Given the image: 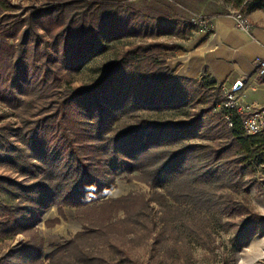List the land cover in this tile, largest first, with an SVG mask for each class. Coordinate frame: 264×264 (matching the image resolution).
<instances>
[{
	"label": "trees",
	"instance_id": "trees-1",
	"mask_svg": "<svg viewBox=\"0 0 264 264\" xmlns=\"http://www.w3.org/2000/svg\"><path fill=\"white\" fill-rule=\"evenodd\" d=\"M246 5L249 11L264 10V0ZM70 6L74 5L39 10L20 21L22 14L12 15L19 7L0 0V102L18 112L22 122L21 126L0 128V166L29 177L25 184L0 176V232L4 239L20 233L22 221H26L23 215H32L33 210L50 202L75 208L88 221L98 211L116 206L127 214L129 209L123 203L129 198L105 199L113 181L102 162L113 167L123 163L130 173L148 177L152 186L164 190L163 194L157 193V202L164 208L167 204L163 202L170 197L179 208L213 209L207 190L212 177L223 168L216 158L221 152L186 144L195 134L186 122L140 119L115 131L118 118L132 109L181 106L177 101L183 98V91L171 80L174 76L167 67L170 55L159 52L165 50L164 46L138 44L111 63L100 81L62 91L67 84L66 74L77 71L96 50L118 39V32L140 35L145 30L143 25L141 31H136L141 21L133 12L120 17L109 9L113 6L97 3L82 5L83 13L68 16L66 8ZM47 18L59 31L52 34L44 23ZM135 19L136 25H131ZM160 23L159 35L163 26ZM36 25L49 34L50 41ZM147 32L142 36L146 37ZM202 81L207 89L217 87L208 77ZM48 99L50 104L40 110L36 104ZM228 135L242 153L249 151L247 140L251 138L244 135L238 119H234ZM201 150L205 151L202 157L197 155ZM91 235L94 233L88 230L57 247L49 256L51 264H68L73 258L77 264L93 262L89 251L82 248L84 239ZM23 246L16 247L20 250L18 260L24 256L30 259L40 249L26 243L21 250Z\"/></svg>",
	"mask_w": 264,
	"mask_h": 264
},
{
	"label": "rangeland",
	"instance_id": "rangeland-1",
	"mask_svg": "<svg viewBox=\"0 0 264 264\" xmlns=\"http://www.w3.org/2000/svg\"><path fill=\"white\" fill-rule=\"evenodd\" d=\"M251 1L9 0L19 7L12 15L22 14L20 21H26L39 10L48 11L63 5H74L66 8L69 11L66 15H80L85 10H80L82 5L99 3L113 6L109 9L118 12L120 17L133 12L141 21L136 31H141L144 25L145 30L140 35L118 32V39L96 50L77 71L66 74L64 81L67 84L63 85L62 91L91 86L100 81L111 63L138 44L162 45L165 50L163 48L159 52L171 57L198 32L199 18L237 13L248 16L250 11L246 4ZM137 20L131 25H136ZM44 23L52 29V34L60 29L53 26L49 18ZM159 23L163 24L161 35L157 34L160 33ZM35 28L45 40L50 41L49 34L39 25ZM145 31L148 34L143 37ZM173 47L175 50L170 51ZM173 76L171 80L183 91V98L177 101L180 107L163 110L128 108L127 116L119 117L115 123V131L134 125L140 119L186 122L195 133L186 144L221 152L220 156L216 154V158L223 168H219V173L212 177L207 190L214 202L213 209L191 211L179 208L170 197L165 202L161 199L167 204L164 208L157 202L160 198L157 193L163 194L164 190L152 186L148 177L130 173L123 163L120 167H113L102 162V168L112 173L109 179L113 181L105 199L129 198L123 203L129 209L128 213L118 211L116 206L98 211L88 221L75 208L60 207L55 202L46 203L37 212L33 210L32 215H23L22 218L26 219L21 224L23 229L13 239H4L0 232V264H51L49 256L57 247L66 245L88 230L94 235L84 239L82 248L94 258L90 264H264V256L257 257L264 253V137H249L250 149L242 153L229 137L230 128L218 110L224 99L219 86L214 90L207 89L201 79L189 81ZM50 102L48 99L36 105L41 110ZM20 117L18 112L0 102V128L21 126ZM203 152L201 150L197 155L202 157ZM0 176L25 184L29 181V177L4 166H0ZM98 222L101 224H96ZM246 222L248 224L244 226ZM248 228L253 230L248 232ZM26 243L40 249L35 250L32 258L24 256L18 260L16 254L20 250L16 247L24 245L22 250ZM68 264L77 263L73 258Z\"/></svg>",
	"mask_w": 264,
	"mask_h": 264
},
{
	"label": "crops",
	"instance_id": "crops-1",
	"mask_svg": "<svg viewBox=\"0 0 264 264\" xmlns=\"http://www.w3.org/2000/svg\"><path fill=\"white\" fill-rule=\"evenodd\" d=\"M247 17L251 33L240 30L231 16L212 17L209 32L198 30L169 58L171 72L189 81L208 77L217 86L242 81L240 104L264 109V79L255 72L256 60L264 58V10H252Z\"/></svg>",
	"mask_w": 264,
	"mask_h": 264
},
{
	"label": "built area",
	"instance_id": "built-area-1",
	"mask_svg": "<svg viewBox=\"0 0 264 264\" xmlns=\"http://www.w3.org/2000/svg\"><path fill=\"white\" fill-rule=\"evenodd\" d=\"M237 27L246 32H252V25L246 15L237 13L231 15ZM201 32H209L211 29V18H199L196 25ZM255 72L264 79V58L255 62ZM243 82L236 81L230 87L226 84L219 86L223 93V103L218 107L227 126L234 127V119H238L242 125L246 137H264V109L251 110L240 104L239 94L242 90Z\"/></svg>",
	"mask_w": 264,
	"mask_h": 264
}]
</instances>
